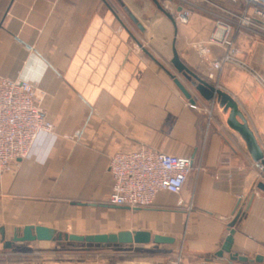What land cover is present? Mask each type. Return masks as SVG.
<instances>
[{"label":"crops","instance_id":"obj_1","mask_svg":"<svg viewBox=\"0 0 264 264\" xmlns=\"http://www.w3.org/2000/svg\"><path fill=\"white\" fill-rule=\"evenodd\" d=\"M121 1L128 12L116 0H0V75L44 93L41 108L54 125L11 173H0V231L7 240L26 226L78 236L144 231L175 243L128 246L130 253L112 260L7 253L0 264H174L179 253L180 264H227L215 254L252 193L251 209L235 225L232 252L264 256L258 164L228 125L230 110L217 96L203 98L178 73L174 50L190 70L234 98L263 153L264 92L233 66L209 79L222 50L208 44L207 17L176 24L156 5ZM164 7L169 14L186 8L170 1ZM140 146L189 157L195 171L180 195L161 193L151 207L110 206V158ZM117 220L123 229H116ZM1 238L0 232V248Z\"/></svg>","mask_w":264,"mask_h":264},{"label":"built area","instance_id":"obj_2","mask_svg":"<svg viewBox=\"0 0 264 264\" xmlns=\"http://www.w3.org/2000/svg\"><path fill=\"white\" fill-rule=\"evenodd\" d=\"M237 7L218 8L208 44L222 50L211 65L209 79L225 66L249 74L264 87V80L239 56L235 36L240 29H259L264 33V0H222ZM176 24H189L191 11L181 8L171 14ZM45 95L35 85L0 75V173H11L30 153L42 133H52L54 125L41 108ZM211 119V111L208 112ZM258 168L263 171L262 166ZM109 171L114 184L109 197L113 207L143 209L154 205L159 194L180 195L195 171L194 160L173 156L140 146L131 152H118L110 158ZM179 256L174 264L181 263Z\"/></svg>","mask_w":264,"mask_h":264},{"label":"water","instance_id":"obj_3","mask_svg":"<svg viewBox=\"0 0 264 264\" xmlns=\"http://www.w3.org/2000/svg\"><path fill=\"white\" fill-rule=\"evenodd\" d=\"M116 1L124 8L125 12L129 11L121 0ZM152 1L161 12H163L171 21L175 23L172 15L169 14L160 5L158 0ZM172 63L178 73L181 74L185 79H187L192 84L195 91H197L203 98L212 100L217 96L221 100L222 105L226 107V110H230L228 125L242 137L249 149L253 160L258 164V166H262L264 171L263 150L257 140L255 133L251 130L246 119L239 111V106L234 98L229 94L223 92L222 90L216 88L205 79L200 78L195 72L190 70L181 61L176 50H174ZM174 78L175 84L186 97V99L190 103L195 104V100L192 97L191 92H189V90L182 84V82L178 78ZM257 189L264 193V182H259L257 185ZM255 196L256 194L252 193L245 207V212L243 211V209H240L236 213L233 221L228 225L229 235L225 239L220 251L215 254V258L223 260L227 264H235L236 262L242 264H264V256L257 255L254 259H251L232 252L234 244L235 225L241 219V217L251 209ZM0 232L2 237V249L6 252L12 251L16 244L34 242H57L60 245L67 244L77 249H84L83 251H90L91 249H93V247L120 248V250H127L128 246L140 247L150 245L151 243H154L156 245H170L175 243V239L173 238L161 235L152 236L151 233L144 231H122L112 234L78 236L61 233L55 229L44 226H26L22 231L17 232L11 240L6 239L4 229H1ZM225 255L228 256L227 259H225Z\"/></svg>","mask_w":264,"mask_h":264},{"label":"rangeland","instance_id":"obj_4","mask_svg":"<svg viewBox=\"0 0 264 264\" xmlns=\"http://www.w3.org/2000/svg\"><path fill=\"white\" fill-rule=\"evenodd\" d=\"M139 1V0H138ZM145 5H151L155 10L157 9L155 4L151 0H141L140 3L143 2ZM160 5L164 7L165 2L171 5L176 4L179 7H186L191 11V19L195 14H199L200 16L207 17L209 19V23L211 24V29L214 25V22L217 16L221 13L218 8L226 7L231 9H236L233 5L230 6L228 3L221 2L220 0H158ZM117 8H119L116 3ZM120 9V8H119ZM240 36L237 42V49L239 51V56L244 59L252 69H254L264 80V33L259 29L251 28V29H240L237 33ZM236 68V67H235ZM241 70V69H240ZM251 82L257 88H259L262 92H264V87L254 80L248 74ZM212 118L214 117V113L211 110ZM263 117V115H261ZM262 135L264 137V120L262 125ZM261 138V144H264V140ZM260 144V143H259ZM260 176L259 181L264 182V174L258 168ZM191 190V189H190ZM256 190H258L256 188ZM189 211H191V201L188 205ZM123 224L117 220V230L123 229ZM82 250V251H81ZM84 249H77L73 246H69L67 244L60 245L57 242H34V243H25V244H16L12 251L6 252L5 250L0 248V260L5 259L4 256L7 253L10 255L18 254L21 252H30L32 254V258L34 259H44L48 257H56V258H86L87 256H97L99 258L104 259H115L117 256H124L130 253V250H120V248H102V247H93L90 251H83ZM22 255V254H21ZM180 256V253H179ZM9 258H15V256H8ZM26 257V256H25Z\"/></svg>","mask_w":264,"mask_h":264}]
</instances>
